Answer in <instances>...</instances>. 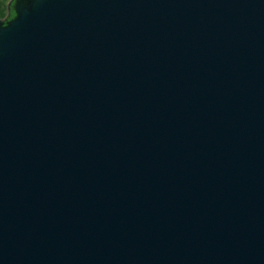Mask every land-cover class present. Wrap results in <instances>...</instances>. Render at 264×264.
Listing matches in <instances>:
<instances>
[{"label":"water","instance_id":"obj_1","mask_svg":"<svg viewBox=\"0 0 264 264\" xmlns=\"http://www.w3.org/2000/svg\"><path fill=\"white\" fill-rule=\"evenodd\" d=\"M0 264H264V0H10Z\"/></svg>","mask_w":264,"mask_h":264},{"label":"rangeland","instance_id":"obj_2","mask_svg":"<svg viewBox=\"0 0 264 264\" xmlns=\"http://www.w3.org/2000/svg\"><path fill=\"white\" fill-rule=\"evenodd\" d=\"M9 2L10 0H0V19L7 16Z\"/></svg>","mask_w":264,"mask_h":264},{"label":"flooded vegetation","instance_id":"obj_3","mask_svg":"<svg viewBox=\"0 0 264 264\" xmlns=\"http://www.w3.org/2000/svg\"><path fill=\"white\" fill-rule=\"evenodd\" d=\"M8 17H10L9 9H8L7 16L5 18H3V19H7Z\"/></svg>","mask_w":264,"mask_h":264}]
</instances>
